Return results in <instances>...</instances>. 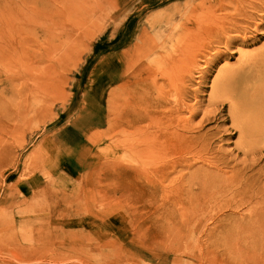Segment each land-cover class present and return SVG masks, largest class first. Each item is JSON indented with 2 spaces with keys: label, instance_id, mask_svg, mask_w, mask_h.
<instances>
[{
  "label": "rangeland",
  "instance_id": "rangeland-1",
  "mask_svg": "<svg viewBox=\"0 0 264 264\" xmlns=\"http://www.w3.org/2000/svg\"><path fill=\"white\" fill-rule=\"evenodd\" d=\"M243 1L236 6L214 0L121 2L100 34L86 40L80 50L83 60L71 76L67 104H57L55 118L19 120V101L13 100L9 92L12 85L6 78L10 69L0 65V148L18 145L20 138L25 141L15 149L19 164L0 168V264H264V196L222 209L204 205V212L193 218L198 224L181 217L183 210L175 209L170 201L174 192L170 180L154 175V183L147 184L136 176L130 170L135 155L124 146L128 143L112 140L120 124L113 127L105 107H97L102 102L97 90L112 77L115 65L121 68L125 53L143 30L150 29L151 18L174 8L178 15L172 25L187 27L193 33L180 48L182 61L176 62L185 77L182 100L186 106L180 116L186 118L190 110L195 126L206 117L202 133L208 132L210 140L204 156L224 166L231 151L239 152V139L237 133L231 137L236 130L232 129L230 99L223 93L235 90L233 97L241 96L238 80L228 88L219 73L240 66L241 52L264 48V0ZM221 5L225 8L220 9ZM199 11L202 18L197 20ZM213 15L226 17L207 23ZM200 26L206 27L199 31ZM228 26L236 27L240 36L227 48V36L235 32L222 37L216 32ZM0 29L9 32L5 25ZM85 95L87 102L81 109ZM65 125L75 126L83 135L84 131L92 132L99 144L86 138V149L79 155L71 153L57 139V132ZM172 135L157 134L155 140L162 150L149 161L154 168H161L166 160L164 150L173 143ZM254 142L264 146V134L244 141ZM178 151L175 156L182 159L194 153L191 149L184 155V146ZM147 152L153 153L151 149ZM85 154L93 157L86 166L79 165L78 159ZM158 156L161 158L155 162ZM243 158L240 154L239 160ZM235 164L229 162L227 171L221 172L223 177L233 174L238 168ZM262 167L264 160L254 172ZM179 171H186L185 167L180 166ZM155 184L167 186L162 197V189ZM259 188L264 195L263 177ZM184 207L189 215L198 209L196 204Z\"/></svg>",
  "mask_w": 264,
  "mask_h": 264
},
{
  "label": "bare ground",
  "instance_id": "bare-ground-1",
  "mask_svg": "<svg viewBox=\"0 0 264 264\" xmlns=\"http://www.w3.org/2000/svg\"><path fill=\"white\" fill-rule=\"evenodd\" d=\"M123 1L2 0V7L0 2V25H5L9 30L5 32L3 29L5 34L0 29V65L10 69V76L6 78L8 84L12 85L9 92H12L13 100L19 101V111L16 113L19 120L36 122L58 116L57 104H67L65 94L71 76L83 60L80 50L86 40L100 34L105 21ZM214 1H230L235 6L244 4L243 0ZM252 6L256 7L254 4ZM224 8L225 5L220 6V9ZM180 14L183 15L184 11H180ZM158 15L151 18L150 29L143 30L135 45L125 53L121 68L115 65L112 77L97 90L102 99L97 107L101 110L105 107L106 118L113 127L117 124L121 127L118 131L114 130L112 140L116 144L128 143L124 145L125 149L135 155L130 162L134 165L130 170L147 184L154 183V175L161 180H170V188L174 191L171 192V204L178 211L183 210L180 216H185L187 220L198 218L207 204L211 209H222L245 199H262L264 195L260 192L259 183L262 177L264 179V168L254 170L259 161L264 160V146L256 142L245 144L244 141L264 134V48L251 53L241 52L240 66L231 72L219 73V79L228 88L231 82L238 80L241 96L240 99L234 98L235 90H225L226 93H223L230 99L232 129L236 130L231 137L238 134L236 146H239V152L231 151L228 161L223 162L225 165L222 166L215 158L204 156L209 150L210 140L208 132L202 133L206 117L195 126V115L190 110L186 118L180 116L181 109L186 106L182 100L185 77L183 69L176 62L182 61L179 53L183 51L180 48L193 33L187 27L172 25L171 22L178 15L174 8ZM198 15L197 20L202 18V11ZM225 17L213 15L206 22L217 23L218 19ZM205 27L200 26L199 31ZM210 30L211 27L208 28ZM231 32L235 33L227 36V48L237 41L239 30L228 26L216 32L218 37ZM0 76L3 75L0 73ZM160 81L163 83L160 84ZM116 83L118 86L112 88L111 85ZM86 102L87 95L81 109ZM254 109L257 110L252 114L244 115ZM251 115L257 118L253 119ZM83 133L89 141L99 144L95 134L90 131ZM158 133L161 136L171 133L175 137L173 143H168L170 147L164 150L167 152L162 167L154 168L149 161L162 150L155 140ZM17 144L0 148V168L19 164L15 149L25 144L24 139H18ZM183 146L187 149L184 155L193 150L194 153L185 159L177 158L175 155ZM149 149L153 153L147 152ZM89 154L80 157L78 164L86 166L93 157ZM240 154L244 158L239 160ZM160 158L158 156L155 162ZM229 162H236L238 168L233 170L231 176L223 177L221 172L227 171ZM198 163L201 164L197 166ZM180 166H184L186 171L178 173ZM154 186L162 189V197L163 189L167 186ZM186 204H196L198 209H192L189 215L184 207Z\"/></svg>",
  "mask_w": 264,
  "mask_h": 264
},
{
  "label": "crops",
  "instance_id": "crops-1",
  "mask_svg": "<svg viewBox=\"0 0 264 264\" xmlns=\"http://www.w3.org/2000/svg\"><path fill=\"white\" fill-rule=\"evenodd\" d=\"M59 142L71 153L80 154L87 147L85 136L73 125L62 126L57 132Z\"/></svg>",
  "mask_w": 264,
  "mask_h": 264
}]
</instances>
